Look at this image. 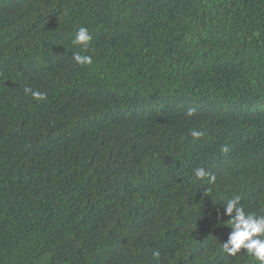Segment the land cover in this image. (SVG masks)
<instances>
[{
	"label": "trees",
	"instance_id": "obj_1",
	"mask_svg": "<svg viewBox=\"0 0 264 264\" xmlns=\"http://www.w3.org/2000/svg\"><path fill=\"white\" fill-rule=\"evenodd\" d=\"M234 195L264 215V0H0V264H260Z\"/></svg>",
	"mask_w": 264,
	"mask_h": 264
},
{
	"label": "clouds",
	"instance_id": "obj_2",
	"mask_svg": "<svg viewBox=\"0 0 264 264\" xmlns=\"http://www.w3.org/2000/svg\"><path fill=\"white\" fill-rule=\"evenodd\" d=\"M93 38L86 27H79L72 41L74 45H83L85 49L92 45ZM73 60L81 66L91 65L93 59L90 55L81 54L79 52L73 54ZM25 96H31L32 99L42 102L47 99V94L39 90H34L30 87L24 88ZM196 109L189 108L186 115L191 117L195 115ZM205 131L202 129H190L188 135L193 140H199L205 136ZM222 151L227 152L226 147ZM194 175L204 181L206 184H214L216 181L215 175L203 167H198L193 170ZM210 191V189H208ZM241 195H234L223 204V214L229 217L227 223L230 225L231 231L228 234L227 240L222 242V251L229 256H236L243 249L245 253L253 260L264 264V215L247 212L241 204ZM218 221H221V214L217 215ZM161 253L158 250L152 252V258L155 264H159Z\"/></svg>",
	"mask_w": 264,
	"mask_h": 264
},
{
	"label": "bare ground",
	"instance_id": "obj_3",
	"mask_svg": "<svg viewBox=\"0 0 264 264\" xmlns=\"http://www.w3.org/2000/svg\"><path fill=\"white\" fill-rule=\"evenodd\" d=\"M56 133V132H55Z\"/></svg>",
	"mask_w": 264,
	"mask_h": 264
}]
</instances>
